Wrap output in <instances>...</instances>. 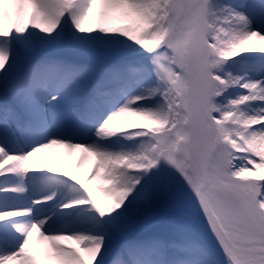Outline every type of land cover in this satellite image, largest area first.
I'll use <instances>...</instances> for the list:
<instances>
[{"label":"snow or ice","instance_id":"snow-or-ice-1","mask_svg":"<svg viewBox=\"0 0 264 264\" xmlns=\"http://www.w3.org/2000/svg\"><path fill=\"white\" fill-rule=\"evenodd\" d=\"M0 264H264V0H0Z\"/></svg>","mask_w":264,"mask_h":264},{"label":"bare ground","instance_id":"bare-ground-1","mask_svg":"<svg viewBox=\"0 0 264 264\" xmlns=\"http://www.w3.org/2000/svg\"><path fill=\"white\" fill-rule=\"evenodd\" d=\"M50 151H52V150H50ZM55 151H58L61 154V156H64L67 153V150L63 149V148H57V149H55ZM79 155H80V153L78 150L71 155L70 163L73 167H74L75 159ZM94 161H95V157H93L91 155L85 156L84 163H83V171H82L81 175H83L84 172H86L91 167V165L94 163ZM33 239L35 240V234H34ZM65 243H71V241H65Z\"/></svg>","mask_w":264,"mask_h":264}]
</instances>
